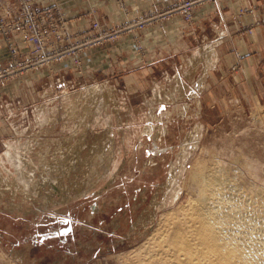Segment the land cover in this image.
Instances as JSON below:
<instances>
[{
    "label": "rangeland",
    "instance_id": "374dc122",
    "mask_svg": "<svg viewBox=\"0 0 264 264\" xmlns=\"http://www.w3.org/2000/svg\"><path fill=\"white\" fill-rule=\"evenodd\" d=\"M37 1H31L35 10L56 7L69 35L53 44L52 60H30L33 56L23 44L20 18L9 5L11 15L4 17L7 33L0 32V173L15 172L7 158L9 144L33 137L32 142H66L70 129L63 127L66 118L61 101L95 86H102L107 109L91 122L87 120L88 128L82 125L88 135L83 140L88 143L81 151L88 152L96 139L113 145L101 151V155L110 154L109 160L86 163L83 159L71 176L61 179L65 188L74 179L82 186L86 179L92 182L65 200L63 187L52 188L43 177L40 180L47 185L41 196L48 195V202L35 193L11 192L0 182V264H122L125 259L129 261L125 264H132L131 250L150 236L160 213L187 199L189 192L179 185L197 160L219 159L233 166L235 157L254 161L264 155V32H253L257 25L264 27V0H194L187 16L179 11L177 0L138 13L126 0H113L115 18L101 17L90 0H85L87 11L70 18L65 15L66 7L80 0L39 1L40 6ZM201 8L212 11L198 23L195 12ZM172 19L178 20L171 23H177L176 33L168 35L164 45L147 50L145 31ZM225 23L233 24L234 41L218 47L217 60L216 45L223 33L214 32V27ZM197 31L206 35L199 37ZM244 42L246 46H242ZM207 48H213L217 61L200 74L204 64L200 52ZM162 52L168 58L152 60ZM181 52L186 53L185 60H180L177 53ZM176 75L184 85L183 93L173 101L166 100L164 93L176 82ZM200 77L205 80L198 89ZM155 91L162 96L156 99ZM43 104L60 108L57 116L55 113L52 120L42 123L36 119ZM108 117L110 122L105 120ZM197 125L199 141L181 169L184 159L178 160V151ZM78 131L73 138L81 136ZM35 145L34 153L28 155L33 159L39 148ZM90 163L98 165L91 178L83 176L81 168ZM171 165L176 166L180 179L177 198L175 203L157 208L154 204L163 202L168 193ZM240 168L244 178L257 182L250 169Z\"/></svg>",
    "mask_w": 264,
    "mask_h": 264
},
{
    "label": "bare ground",
    "instance_id": "6f19581e",
    "mask_svg": "<svg viewBox=\"0 0 264 264\" xmlns=\"http://www.w3.org/2000/svg\"><path fill=\"white\" fill-rule=\"evenodd\" d=\"M200 56V60L204 61L200 74H205L206 70L217 61L214 60L216 57L215 51H213V48H207V50L200 52ZM188 61L192 63L191 60ZM184 75L188 77L190 73L184 72ZM175 79V84L172 83L164 93L166 100L172 99L173 101L183 93L184 85L177 75ZM204 80L205 77L198 79L196 82L198 89L203 86ZM101 87L95 86L82 92L79 91L80 93L77 92L78 94L76 93L75 97H64V100L61 101L60 106L63 108L61 111L64 114L62 115L66 118V120L63 118L65 120L63 127L64 129L65 127L68 130L70 129L68 137H64L66 142H62V140L40 142L41 140L37 141L38 139L32 142V139L35 138L33 137L29 140L33 144L29 141L21 142V139L18 143L9 145L7 143V158L10 161L9 163L15 168V172L9 173L11 170L8 172V169H5L7 175L0 173V182L5 183V187H10L11 192L20 191L25 195L35 193L42 200L48 202V195L41 196L42 191H44L42 187L47 184L52 185V188L55 185L56 187H63L61 179L67 177V175L71 176V171H74L76 166H80L84 160H87L86 163L97 161L98 159L102 161L105 159L109 160L110 154L107 152L101 155V151H104L107 147L110 148V145H113L112 141L105 143L106 141L103 142L104 140L99 141L96 139L92 142V147L88 149V152L83 151V154L81 151L83 144L88 143L83 140L87 132L82 125H85L87 120L91 122V119L104 114L102 112L104 107L107 109L104 92L101 93ZM154 95L156 99L160 95L162 96L158 91H155ZM57 108L59 109L60 107L49 108L47 105L42 106L39 110L40 116L36 121L43 123L52 120L50 118L52 115L56 113L57 116ZM152 117H154V114L150 118ZM109 118L105 120L110 122ZM194 127V130L185 136L187 137L186 142H184L185 144L183 143L184 146L182 149L180 148L181 150L177 154L178 160L181 157H183L182 160L184 159L181 161V169L185 159L188 157L187 155L196 147L195 145L199 141L200 126ZM145 129L148 130L147 127ZM78 130L81 131V136H78L77 139L73 138ZM99 139L102 140V136ZM35 144H39V148L35 152L36 158L33 159L32 156L28 155L29 152L33 151V146L36 147ZM50 145L51 148H49ZM110 150L113 151L112 149ZM261 155L256 156L254 161H248L239 156V158L235 157L234 160L231 159L235 166L227 163L225 165L219 159L211 160L208 163L197 160L190 167V170L187 171L186 178L180 182V185L178 184L179 187L182 186V189L189 192L187 199L183 203L177 202V205L174 204L175 207L167 208L160 213L150 236L136 249L131 250L132 252L129 255H132V264H264V155ZM97 166L90 163L86 167H81L84 171L82 175L86 174L91 178L93 173L97 171ZM240 166L244 170L250 169L253 172L250 174L253 175L258 184L257 182H252L251 179L248 180L247 177V179L244 178L245 176L241 175V171L238 170ZM105 168H107V165ZM176 171L177 168L174 165L168 176V183L166 182V191L168 193L164 194L163 202L154 204L157 208L166 206L168 203L171 204L177 198L178 191L176 186H178L177 180L179 176L177 178L176 174L178 173ZM36 177H39V179L36 180ZM41 177H43L42 181L47 184L40 180L42 179ZM71 182L73 185H68V188L63 187L65 191V193L63 192V200L67 199L66 197H72L83 192L87 189L85 186L89 188L92 183L87 179V184L83 182L85 186H82L81 183L79 184L75 179ZM58 191L60 190L58 189ZM122 255L124 257L125 254ZM126 257L128 258V256ZM18 258L20 257L18 256ZM124 261L126 259L123 260L122 264H125ZM118 262L120 261L118 260ZM126 262L129 263V261Z\"/></svg>",
    "mask_w": 264,
    "mask_h": 264
},
{
    "label": "built area",
    "instance_id": "2783aa9c",
    "mask_svg": "<svg viewBox=\"0 0 264 264\" xmlns=\"http://www.w3.org/2000/svg\"><path fill=\"white\" fill-rule=\"evenodd\" d=\"M31 1L0 0V32L7 33L4 30V17L10 16L11 8L14 7V15L20 18L19 21L22 24L20 33L23 36V44L33 56L30 60H52L51 54L55 52L53 50V44L62 35H69L65 19L56 10V7L44 11H40L39 9L35 10L32 8ZM177 1L179 11L186 16L189 15L196 4L194 0ZM9 5L13 6L9 8ZM55 11L57 12L55 13ZM26 20H29V23ZM94 28H97V24H94Z\"/></svg>",
    "mask_w": 264,
    "mask_h": 264
},
{
    "label": "crops",
    "instance_id": "0c3cea01",
    "mask_svg": "<svg viewBox=\"0 0 264 264\" xmlns=\"http://www.w3.org/2000/svg\"><path fill=\"white\" fill-rule=\"evenodd\" d=\"M41 2V1H46V0H38L37 1V4L38 6H40V4L38 2ZM52 2L53 1H59V0H51ZM64 2H69L70 0H63ZM79 1V0H78ZM81 2L79 4H76L74 6H67L66 9H65V15L67 17H72L76 14H80V12L82 13V11H87L88 10V4L85 3V0H80ZM128 3H129V8L132 10V11H136L137 13L138 12H143L144 10H147L149 8H151L152 6H159V5H162L166 2H168V0H126ZM91 5L95 6L98 8V12L100 13V16L101 17H107L108 18H115V6H114V2L113 0H90V3ZM83 11V12H84ZM211 11L212 10H209V9H205V8H201V9H198L196 10L195 12V19L196 21H198V23L200 22V18L201 17H204L206 18L207 16H211ZM221 14L222 12L219 11L218 14ZM258 13V12H257ZM224 17H228L227 16V13L225 12L224 13ZM220 16V15H219ZM174 21H178L177 19H172V20H169V21H166V22H163L159 25H155V26H150L146 31V36H145V39H144V43L146 45V49L147 50H151L153 48H157L158 46H162L166 43V41L168 40L167 37L168 35L170 34H175L176 33V26H177V23H174V24H171L173 23ZM246 23L247 20H246ZM230 24V25H229ZM249 24V23H248ZM247 24V25H248ZM241 25V24H240ZM240 25H236L239 26ZM244 26V24H242ZM241 25V26H242ZM161 26L162 28L161 29H158V27ZM235 26V27H236ZM242 26V27H243ZM80 28H83V24L82 23H79V26ZM85 27V26H84ZM223 28V29H222ZM233 28V24L232 23H225L223 26H216L214 27V32L218 33V32H222L223 33V36H221V40L220 42L218 43V45H216V49H217V53H218V59L219 60V50H218V47L219 46H222L227 44V42L230 40L234 41V38L232 36V34L234 32H232ZM221 30V31H220ZM260 32L263 34L264 32V27L261 26V25H257L253 32ZM196 32V30L194 32H192L193 34ZM198 32V31H197ZM237 31H235L236 33ZM199 35V37L202 35H206V34H201V33H197ZM206 38V37H205ZM205 40V39H204ZM206 41V40H205ZM249 41V39H248ZM245 44H242V46H246L247 43L244 42ZM183 44V46H182ZM180 45L182 47H184V43H180ZM180 60H185V57H186V53H177ZM166 52H162V54H160V56H154L152 58V60H164L166 58H168Z\"/></svg>",
    "mask_w": 264,
    "mask_h": 264
}]
</instances>
